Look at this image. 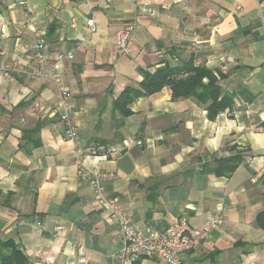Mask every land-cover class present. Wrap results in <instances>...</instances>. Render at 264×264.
I'll return each mask as SVG.
<instances>
[{"label": "crops", "instance_id": "crops-1", "mask_svg": "<svg viewBox=\"0 0 264 264\" xmlns=\"http://www.w3.org/2000/svg\"><path fill=\"white\" fill-rule=\"evenodd\" d=\"M30 2L33 21L18 0H0V65L33 67L37 31L53 49L74 53L64 82L80 147L98 152L86 163L113 176L106 195L119 197L146 234L182 216L201 229L223 205L224 224L184 263L264 264V0ZM128 25L132 54L117 58L113 47ZM192 57L226 75L219 84L232 110L210 120L196 98L174 100L169 87L136 100L128 117L116 109L144 72ZM56 98L50 81L0 76V241H15L33 264H129L119 257V225L78 177L74 142L52 114ZM229 159L234 171L214 172Z\"/></svg>", "mask_w": 264, "mask_h": 264}, {"label": "built area", "instance_id": "built-area-1", "mask_svg": "<svg viewBox=\"0 0 264 264\" xmlns=\"http://www.w3.org/2000/svg\"><path fill=\"white\" fill-rule=\"evenodd\" d=\"M20 6L29 14L33 21V8L30 0H18ZM242 10V6H237ZM77 19H72V26H76ZM86 26L89 35L96 30L93 19L87 20ZM134 47V26H125L117 36L113 47V54L117 58H127L132 54ZM1 56L4 53H0ZM34 66L29 68L21 62H9L0 65V76L11 80L18 75H23L30 80H47L55 85L57 98L53 108V116H57L64 127L65 136L74 142L76 147V164L80 180L91 184L95 193V200L100 208L108 212L120 228L123 244L120 259L129 264H185L183 254L198 249L208 239L211 232L224 224L222 212L223 205L217 207L215 212L201 229L190 225L186 217L178 218L164 232L144 233L133 220L126 214L119 197H108L105 192L104 182L112 179V175L103 171L100 166H89L86 157H95L97 150H90L89 154L81 149L78 129L74 123L76 107L72 102V94L64 82V67L66 63L75 59L73 52L53 49L43 31H37L36 43L31 51ZM198 66V63L195 62ZM2 135L0 134V138ZM142 146V141H137ZM59 227L56 231H60Z\"/></svg>", "mask_w": 264, "mask_h": 264}, {"label": "trees", "instance_id": "trees-1", "mask_svg": "<svg viewBox=\"0 0 264 264\" xmlns=\"http://www.w3.org/2000/svg\"><path fill=\"white\" fill-rule=\"evenodd\" d=\"M143 81L137 87H127L115 107L124 117L132 114L130 106L139 98L151 96L165 87L172 90L173 99L196 98L208 111L210 120H215L222 112L234 107L233 97L223 94L220 80L226 75L213 72L205 66L195 65L192 57L188 62L172 64L166 61L155 73L144 72ZM38 130L30 132L37 133ZM40 142L35 143L39 146ZM233 159L220 160L214 169L219 175L234 171ZM263 223V221H261ZM0 264H33L27 254L13 240L0 241Z\"/></svg>", "mask_w": 264, "mask_h": 264}]
</instances>
